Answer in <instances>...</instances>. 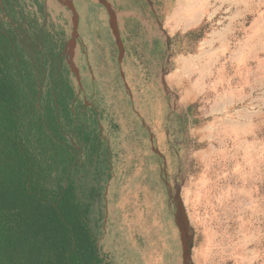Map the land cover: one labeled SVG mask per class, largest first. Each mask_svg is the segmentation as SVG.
Wrapping results in <instances>:
<instances>
[{
    "label": "rangeland",
    "instance_id": "374dc122",
    "mask_svg": "<svg viewBox=\"0 0 264 264\" xmlns=\"http://www.w3.org/2000/svg\"><path fill=\"white\" fill-rule=\"evenodd\" d=\"M67 1L0 0V21L31 35L36 46L27 42L26 51L46 59L42 104L54 107L78 156L74 193L88 205L104 262L184 264L174 223L178 194L192 238L186 264H264V0H111L141 8L156 24L147 46L136 27L125 33L130 54L121 66L98 0H70L78 36L69 60ZM201 18L197 39L186 27ZM137 62L157 99L163 156L145 150L140 139L148 136L137 135L140 125L151 126L130 100ZM59 65L72 92L64 103ZM135 88L147 109L152 96Z\"/></svg>",
    "mask_w": 264,
    "mask_h": 264
},
{
    "label": "trees",
    "instance_id": "16d2710c",
    "mask_svg": "<svg viewBox=\"0 0 264 264\" xmlns=\"http://www.w3.org/2000/svg\"><path fill=\"white\" fill-rule=\"evenodd\" d=\"M205 22L188 34L200 38ZM20 34L0 21V264H106L87 223L88 205L74 193L78 156L54 107L48 99L42 104L46 59L26 51L27 42L36 44ZM37 37L48 46L47 33ZM57 71L64 103L72 92L60 65Z\"/></svg>",
    "mask_w": 264,
    "mask_h": 264
},
{
    "label": "flooded vegetation",
    "instance_id": "af4514ba",
    "mask_svg": "<svg viewBox=\"0 0 264 264\" xmlns=\"http://www.w3.org/2000/svg\"><path fill=\"white\" fill-rule=\"evenodd\" d=\"M110 6H111V9H112V12L114 14V17H115V20H116V26H117V29H118V33H119V37H120V40L122 42V45H123V53L121 55V58L119 59V52H118V48L116 46V43L114 41V38H113V35L111 33V29H110V25H109V14L106 10V8L98 2V5L100 7V13H102L103 15V19H100V21H102L103 23H106V26L108 28V31H109V35H110V40L113 44V47L114 49L116 50V57H117V61H119V66H121V59L124 58L126 52H127V48H126V42H125V33L124 31L120 30L119 28V24H120V21H122L124 19V17L126 19H129L130 21H132V24H131V30L133 31V29H135L136 27V32L135 33H140L141 32L144 34V41L145 42V45L147 46V43L148 41H151L153 39H149L148 37H150V31L153 27H156V24L154 25V21L152 19H150L151 17L150 16H147L145 13H140L139 9L141 8H131V7H125L124 5H120L119 2L118 4H116L115 2H112L111 0H106ZM103 10V11H102ZM122 18V19H121ZM134 21V22H133ZM130 30V31H131ZM154 32H155V36H157L158 32H162L161 30V27L157 25V28L154 29ZM157 41V40H155ZM154 41V42H155ZM158 42V41H157ZM156 42V43H157ZM153 44V43H152ZM149 48H150V44H149ZM149 53H151V49L148 50ZM128 54H130L129 52H127ZM135 68V69H134ZM133 68V70L131 69V74L134 72L135 73V78H137L135 81V85H134V88L131 86V84H129V88L131 90V97H130V100L132 102V107L133 109L135 110V113L137 115V118H138V110H139V107L143 108V110L146 111V113L148 114V120L151 124V126H145V125H140V128L142 129L143 132H137V135L138 136H143V133L144 135L148 136V141L146 142L145 141V138H142L140 139L144 145V148L145 150L147 149H154L153 150V153L155 155H157L158 157L159 156H163V152L161 151L160 147H159V143H158V137H157V132L159 131L160 129V124H161V121L159 119V115H160V111L157 110V107H156V104L155 102H157L154 97L152 96V92L150 93V85H148V82L146 79L147 78V75L145 76L144 72L142 71V66L141 64H139L137 62V64H135V67ZM122 70V69H121ZM133 73V74H134ZM131 75V77H133L134 79V75ZM148 74V73H147ZM149 76V75H148ZM136 86H139L140 89H141V92L144 93V94H148V99L150 98V96H152V99L150 100L151 104L147 107V109H144V104H143V101H141V96L139 95V91L136 90ZM148 89V90H146ZM136 94V96H135ZM141 108V109H142ZM145 126V127H144ZM145 143V144H144Z\"/></svg>",
    "mask_w": 264,
    "mask_h": 264
},
{
    "label": "water",
    "instance_id": "95a60500",
    "mask_svg": "<svg viewBox=\"0 0 264 264\" xmlns=\"http://www.w3.org/2000/svg\"><path fill=\"white\" fill-rule=\"evenodd\" d=\"M99 3H101L107 10L109 14V25L111 29V33L113 35L114 41L116 43V46L118 48L119 52V59L121 58V55L123 53V45L119 37L118 29L116 26V20L114 17V14L112 12L110 4L106 0H98ZM66 5L71 11L73 12L72 17V23H73V31L71 34V39L68 42V55L69 60L73 58V48L76 44V37L78 36L77 26V13L76 10L70 0L66 2ZM71 70L76 75L78 73V70L74 67V65L70 62ZM78 78V77H77ZM79 79V78H78ZM80 83V79L78 80ZM174 203H175V210H174V223L178 229L180 243H181V252H182V260L183 263L186 264L187 261L190 258L191 253V247H192V238L190 233H188V220L187 215L184 209L183 201L180 198L178 194L174 196Z\"/></svg>",
    "mask_w": 264,
    "mask_h": 264
},
{
    "label": "crops",
    "instance_id": "0c3cea01",
    "mask_svg": "<svg viewBox=\"0 0 264 264\" xmlns=\"http://www.w3.org/2000/svg\"><path fill=\"white\" fill-rule=\"evenodd\" d=\"M203 18L199 19L195 24L187 26L186 30L190 29V28H193V27L197 26L198 24H200L202 22ZM131 24H132V21H130L129 19H126L124 17V19L122 21H120L119 28H120L121 31L123 30L124 33L129 34L130 30H131Z\"/></svg>",
    "mask_w": 264,
    "mask_h": 264
},
{
    "label": "bare ground",
    "instance_id": "6f19581e",
    "mask_svg": "<svg viewBox=\"0 0 264 264\" xmlns=\"http://www.w3.org/2000/svg\"><path fill=\"white\" fill-rule=\"evenodd\" d=\"M243 122V121H242ZM233 123V122H232Z\"/></svg>",
    "mask_w": 264,
    "mask_h": 264
}]
</instances>
